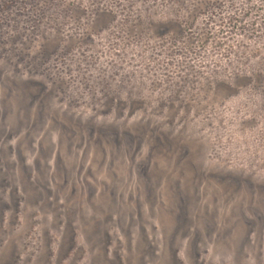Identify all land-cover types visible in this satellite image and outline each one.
Here are the masks:
<instances>
[{
    "label": "rangeland",
    "instance_id": "1",
    "mask_svg": "<svg viewBox=\"0 0 264 264\" xmlns=\"http://www.w3.org/2000/svg\"><path fill=\"white\" fill-rule=\"evenodd\" d=\"M7 4L0 81L30 94L52 83L42 101L21 100L39 122L18 155L0 149V264H264V85L242 86L213 41L150 63L158 44L142 60V44L112 51L106 33L33 75L41 58L22 51L87 37L89 0H16L12 13L24 16ZM212 12L191 31L214 27ZM10 18L35 31L6 35ZM12 135L1 130L0 144Z\"/></svg>",
    "mask_w": 264,
    "mask_h": 264
},
{
    "label": "trees",
    "instance_id": "2",
    "mask_svg": "<svg viewBox=\"0 0 264 264\" xmlns=\"http://www.w3.org/2000/svg\"><path fill=\"white\" fill-rule=\"evenodd\" d=\"M9 8L12 16H24L26 13H12L11 9L16 0H3ZM19 2V1H18ZM17 2V3H18ZM11 6V7H10ZM90 14L88 21V29L84 35V39L79 41L66 42L59 37L54 45H50L47 40L40 42L35 48H26L22 52L27 55L41 58L30 65L32 69L41 68L40 71L45 72L51 69L55 61L51 58L56 54H69L75 51L79 44L90 42L92 34L106 33L109 35L108 44L112 51H128L133 43L142 44L139 46L140 57L145 60L148 57L146 48L151 43L158 44V50L161 51L157 56L159 59H150V63H157L161 59H171L170 56L176 51H183L187 44L200 42H212L216 46V50L227 55L229 65L233 68L232 76L239 83H245L242 86L260 87L264 85V0H89V6L85 9ZM205 10H217V13H211L208 23H215L214 27L202 25L191 31V26L199 17V14ZM11 20H4L8 33H17L18 31L27 30L33 34L34 26L22 28ZM15 21V20H14ZM217 27L216 34L212 30ZM3 33L0 32V36ZM24 37L25 32L22 34ZM114 35L113 37H110ZM5 36V35H4ZM2 39V37H0ZM22 38L20 34H16L12 38V46ZM9 41H7L8 43ZM5 44L6 47L8 44ZM10 43V42H9ZM63 43H66V45ZM26 46V45H25ZM156 51V49H153ZM15 51H17L15 49ZM170 52V54H169ZM168 54V56H166ZM180 54V53H179ZM166 56V57H164ZM148 66V65H147ZM31 69V68H30ZM42 73V72H41ZM27 81V79H25ZM49 83V84H48ZM43 83L34 90V94L24 91V88L10 89V83L0 81V89L4 86L12 93L9 99H3L0 91V131L4 130L11 135V131L16 132L12 135V139L8 142H1L0 149L7 147L8 151L12 150V157H16L20 152L22 140L29 136L25 130H33L38 128V119L26 116L21 100L28 97L29 100L40 99L45 97L49 85L52 83ZM28 90V89H27ZM25 92V96L21 95ZM34 95V96H33ZM21 97V98H20ZM35 106L32 111L36 112ZM36 116V115H35ZM29 123L30 126L21 129ZM40 127V131H46L49 122H44ZM14 127V128H13ZM17 127L18 129H16ZM41 135L30 137L31 146L38 149L44 145V140L40 139ZM49 138L50 153L45 155V162L50 163V168L54 167L55 155L59 150V135L52 134ZM60 154V153H59ZM42 155V154H41ZM49 166V165H48Z\"/></svg>",
    "mask_w": 264,
    "mask_h": 264
}]
</instances>
